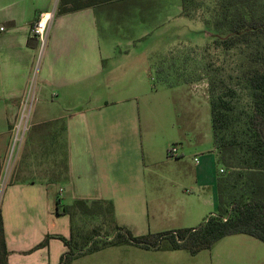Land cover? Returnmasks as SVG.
Returning a JSON list of instances; mask_svg holds the SVG:
<instances>
[{
  "label": "crops",
  "instance_id": "crops-1",
  "mask_svg": "<svg viewBox=\"0 0 264 264\" xmlns=\"http://www.w3.org/2000/svg\"><path fill=\"white\" fill-rule=\"evenodd\" d=\"M60 3L0 0V174L7 161L3 147L26 102L32 101L26 131L0 190L7 264H57L67 250L60 239L36 246L46 234L70 237V216L57 210L76 199L110 202L111 224L134 235L195 227L200 195L190 194L186 186L207 189L216 207L212 155L195 157L185 169L178 155L189 148L181 146L173 157L166 153L167 144L176 140L175 126L170 92L149 86L153 51L142 48V60L118 63V46L113 38H104L112 31L144 38L172 17H186L181 0H95L58 13ZM51 11L41 47L31 25L39 13ZM109 80L140 88L131 94L130 86L120 87L107 99L99 92ZM178 187L185 190L181 199L175 195ZM176 251L123 244L79 255L71 264H227L233 257Z\"/></svg>",
  "mask_w": 264,
  "mask_h": 264
},
{
  "label": "trees",
  "instance_id": "trees-1",
  "mask_svg": "<svg viewBox=\"0 0 264 264\" xmlns=\"http://www.w3.org/2000/svg\"><path fill=\"white\" fill-rule=\"evenodd\" d=\"M95 0H61L58 13L93 5ZM202 3L181 0L182 13L193 18ZM212 32L215 47L240 46L245 51L241 82L249 100L241 112H235L234 94L221 93L213 77L208 80L212 138L217 161L216 207L195 227L148 232L134 235L129 229L112 225V206L108 201L76 199L58 213L68 214L72 234H46L36 247L47 245L50 238L60 239L67 250L57 264H71L77 256L107 246L128 244L146 250H185L191 255L212 246L222 237L234 234L251 236L264 243V0H215L212 18L203 20ZM222 169V172H220ZM106 218L111 235L97 240L76 233L79 221ZM8 250L0 212V264H7Z\"/></svg>",
  "mask_w": 264,
  "mask_h": 264
},
{
  "label": "rangeland",
  "instance_id": "rangeland-1",
  "mask_svg": "<svg viewBox=\"0 0 264 264\" xmlns=\"http://www.w3.org/2000/svg\"><path fill=\"white\" fill-rule=\"evenodd\" d=\"M199 1L202 5L196 11L194 19L172 17L160 29L148 30V35L144 38H128L119 31L109 32V35L104 38H113L115 45L118 46V55L115 58L118 63L142 60L138 56L143 52L141 51L143 50L142 48L153 51L149 54V59L152 63L150 71L154 79H152V84L149 83V86H152V89L163 88L165 90L166 88L170 92L168 94H170L171 116L175 126L173 134L176 140L167 144L166 153L172 145H176L178 154L181 153V146L185 149L189 148L182 155H178L182 161L180 164L185 169L193 165L195 157L201 158L204 155H212L213 168H211V173L214 175L216 185L221 165L217 161V153L212 138L208 80L213 77L221 93L227 89L234 90V94L226 95L225 98L233 100L235 112H241L249 100L245 83L241 82L239 78L242 72L241 63L243 62L245 51L240 46L223 49L212 44V32L204 24L203 20L212 18L215 0ZM128 52L130 54L126 56ZM134 71L132 70L133 73ZM130 76L132 75H127V77ZM113 82L109 80L108 85L100 88L99 94L108 99L113 97L120 87L126 88L130 86L129 92L131 94L137 93L140 88V85H129L128 81L122 83V85ZM32 86L33 84H31V90ZM31 106L32 101L29 99L25 104L24 110L17 118L16 124L20 126V129H18L16 134L17 125L15 126L10 143L6 148L3 147L6 150L5 159L9 157L10 162H12L18 144L21 142L24 133L23 126L28 123L31 116ZM186 187L190 194L200 195L199 201L195 199V204L198 203L200 210L199 215L195 218L196 222L193 224L197 226L205 216L215 211V203H213L211 193L207 189L203 191L192 186ZM175 191L178 199H181L183 192H185L184 188L179 187ZM181 203L179 201L178 206ZM78 221L79 228L82 230L76 229V233H82V235H86L89 238L96 235L97 240L102 241L104 237L111 235L110 224H108L109 221L106 218H95L93 220L85 218V221ZM240 238H244L247 241L245 243L240 242ZM223 240L225 241L215 243L211 249L202 250L195 255H222L224 257L227 253H231L233 257L227 264H264V243L262 241L253 237H241V235L226 236ZM224 242H227L226 249L222 245ZM176 252L183 256H191L185 250ZM233 252H237V254Z\"/></svg>",
  "mask_w": 264,
  "mask_h": 264
},
{
  "label": "built area",
  "instance_id": "built-area-1",
  "mask_svg": "<svg viewBox=\"0 0 264 264\" xmlns=\"http://www.w3.org/2000/svg\"><path fill=\"white\" fill-rule=\"evenodd\" d=\"M53 15H54L53 11L41 12V13H39L37 18L35 19V21L31 25V29H30L31 34H33L34 36H36L39 39L41 47H44V45H45V41L47 38V34H48V30H49L51 21L53 19ZM16 129H17L16 130V134H17V131H18V129H20V126L17 125ZM25 129H26V125L23 126V131ZM23 131H22V133H23ZM15 139H16V135H15ZM167 154L169 156H176L178 154V150H177L176 145H172L168 149ZM194 160L197 161V158H195ZM10 161L11 160L8 157L7 161L5 163V166L3 167L2 172L0 174V190L5 186V184L8 180ZM220 172H222V169H220Z\"/></svg>",
  "mask_w": 264,
  "mask_h": 264
}]
</instances>
